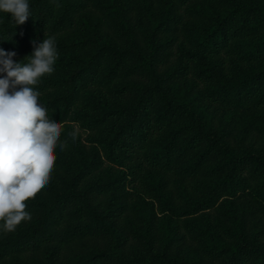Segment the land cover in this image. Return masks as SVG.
Masks as SVG:
<instances>
[{
  "label": "trees",
  "instance_id": "1",
  "mask_svg": "<svg viewBox=\"0 0 264 264\" xmlns=\"http://www.w3.org/2000/svg\"><path fill=\"white\" fill-rule=\"evenodd\" d=\"M28 3L23 25L0 11V48L23 64L54 38V71L32 87L61 135L31 219L0 221V264H264L258 233L203 218L223 198L264 197V145L231 141L193 102L264 112V0ZM186 234L198 256L176 253Z\"/></svg>",
  "mask_w": 264,
  "mask_h": 264
},
{
  "label": "clouds",
  "instance_id": "2",
  "mask_svg": "<svg viewBox=\"0 0 264 264\" xmlns=\"http://www.w3.org/2000/svg\"><path fill=\"white\" fill-rule=\"evenodd\" d=\"M0 11L11 14L16 25L30 17L28 0H0ZM15 55L0 48V73L6 74L0 78V221L8 232L31 219L25 202L48 184L61 135L32 87L54 71V38L35 46L28 63L14 62Z\"/></svg>",
  "mask_w": 264,
  "mask_h": 264
},
{
  "label": "rangeland",
  "instance_id": "3",
  "mask_svg": "<svg viewBox=\"0 0 264 264\" xmlns=\"http://www.w3.org/2000/svg\"><path fill=\"white\" fill-rule=\"evenodd\" d=\"M192 79H181L180 86H190ZM198 90L195 87L191 90L190 96H194ZM196 107L205 116L209 124L217 127H225L229 130L231 141L241 138L245 144L258 148L264 145V133L258 125L264 119V112L258 111L252 114L237 113L222 109L214 103H209L203 99L193 100ZM77 127V126H76ZM78 128V127H77ZM78 130H80L78 128ZM84 136L86 132L80 130ZM203 216L210 217L216 224H229L235 227L242 222L246 227V232L250 235L258 233L257 241L264 245V197L252 190L251 195H242L233 199L223 198L214 208ZM123 231V230H122ZM95 238H87L80 243H73L64 250L63 254L67 257H74L83 252H87L97 244ZM175 251L177 254L185 256H197L200 253L198 243L189 238L186 234L182 239L176 241Z\"/></svg>",
  "mask_w": 264,
  "mask_h": 264
}]
</instances>
